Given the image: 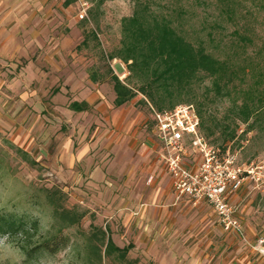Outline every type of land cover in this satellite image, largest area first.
Segmentation results:
<instances>
[{
  "label": "rangeland",
  "instance_id": "rangeland-1",
  "mask_svg": "<svg viewBox=\"0 0 264 264\" xmlns=\"http://www.w3.org/2000/svg\"><path fill=\"white\" fill-rule=\"evenodd\" d=\"M140 3L217 59L220 68L215 76L200 75L172 98L200 111L201 133L211 145L245 168L261 166L264 176V0H90L84 19L77 15L75 0H0V12L19 10L25 14L16 34L0 32V213L37 218L48 229L53 219L44 189L59 187L66 193V206L87 211L79 228L88 232L92 223L109 227L117 245H133L129 256L137 258L139 264H264V256L248 255L251 263L244 259L249 254L245 246L253 248L264 236V182L252 175L231 196L251 246L241 244L238 234L225 230L218 213L203 201L196 205L186 201L175 212L170 207L169 219L178 221L177 233L170 240L158 236L161 218L166 217L158 211L165 202L160 200L164 188L154 189L148 183L157 165L145 158L157 108L140 92L116 108L112 83L90 79L91 70H97L101 78L109 65L121 80L134 85L127 78V63L108 57L121 46L123 18L131 16ZM34 11L38 17L30 18ZM11 23L12 19L0 18V26L10 29ZM4 40L16 42V49L3 53L1 48L8 44ZM25 48L26 56L17 55ZM90 92L99 95L98 102L83 111L71 108L73 100L90 98ZM246 105L251 110L260 109L263 115L253 113L244 121L242 109ZM113 110L132 116V130H137L140 146L133 154L123 146L117 155L99 141L82 160L105 161L110 167L109 179L100 183L105 187L91 186L101 189L103 196L118 198L105 211L94 206L87 181L71 177L66 152L76 155L87 148L97 140L99 127L113 130L114 123L107 119ZM23 119L28 126L20 130ZM187 163L193 167L195 161L191 158ZM132 192L134 204L121 212L119 204ZM142 203H147L150 211L140 217ZM243 207L244 212L240 210ZM149 224L154 225L153 237L145 235ZM190 230L197 232L204 246L206 237L213 239L196 260L185 256L187 251L178 244L182 237H189ZM63 233L71 238L70 245L56 254L42 255L40 264H116L104 254L102 259L88 261L77 227ZM18 238L10 240L0 233V264H23ZM185 240L183 243L190 245V239Z\"/></svg>",
  "mask_w": 264,
  "mask_h": 264
},
{
  "label": "trees",
  "instance_id": "trees-1",
  "mask_svg": "<svg viewBox=\"0 0 264 264\" xmlns=\"http://www.w3.org/2000/svg\"><path fill=\"white\" fill-rule=\"evenodd\" d=\"M108 58H119L127 63V78L134 85L121 80L109 65L106 72L100 75L101 78L97 70H91L90 79L93 82L108 79L112 83L116 107L126 104L140 92L157 111L182 104L172 97L187 90L200 75L215 76L220 68L217 59L204 48L193 45L177 33L166 19L153 14L143 3L131 16L123 18L121 46ZM166 97H169V101H166ZM71 108L83 111L89 105L87 102L74 101ZM242 113L245 115L244 121H248L253 113L263 115L260 109L251 110L247 105ZM258 120L261 122V118ZM44 193L46 204L52 209L53 222L48 229L37 218L29 220L26 215L0 213V233L7 235L10 240L19 237L16 241L24 254L23 264H40L42 255H53L67 248L71 238L63 231L72 227H77L78 234L83 237L82 245L87 251L88 261H92L93 257L102 259L104 254L116 264H139L137 258L129 256L133 245H117L109 227L103 228L92 223L88 232L79 228L87 211L66 206V193L62 189L45 188ZM74 244L76 249L79 248L77 243Z\"/></svg>",
  "mask_w": 264,
  "mask_h": 264
},
{
  "label": "built area",
  "instance_id": "built-area-1",
  "mask_svg": "<svg viewBox=\"0 0 264 264\" xmlns=\"http://www.w3.org/2000/svg\"><path fill=\"white\" fill-rule=\"evenodd\" d=\"M75 2L78 17L84 19L88 15L90 0ZM200 126V115L193 104L153 111L152 133L165 170L172 177L175 201L187 197L194 205L207 202L220 216L225 230L245 239L243 226L236 216L238 207L231 196L248 175L264 182L261 166L245 168L238 164L235 158L211 145L201 133ZM191 158L195 161L193 167L187 163ZM252 247L264 254V239Z\"/></svg>",
  "mask_w": 264,
  "mask_h": 264
},
{
  "label": "crops",
  "instance_id": "crops-1",
  "mask_svg": "<svg viewBox=\"0 0 264 264\" xmlns=\"http://www.w3.org/2000/svg\"><path fill=\"white\" fill-rule=\"evenodd\" d=\"M67 4H69V2H67ZM22 15H23V12H21L19 10L18 11L12 10L11 12H0V18L12 19L11 28L9 29V27L5 26V25L0 26V32H6V31L10 30V32H6V33L7 34H16V30L20 29V27L23 25L21 19L25 16V14H24V16H22ZM32 17H34V18L38 17L36 11L30 13V18H32ZM23 28H24V26H23ZM3 42L8 43V44H5L3 46V48H1L3 50V53L11 52L14 49H16V47H17L16 42L14 44L9 40H4ZM26 50H27L26 48L24 49V51L21 50L20 52L22 55L21 54H17V55H20L21 57L26 56ZM31 63H33V62H31ZM75 77H76V75H75ZM76 79H77V77H76ZM76 79H74V80H76ZM86 79H88V78L86 77ZM83 99H86V100H83ZM98 99H99V95L97 93L90 92V98L89 97L86 98V96H83L82 99L78 98V100H73V101L87 102L89 104V106H91V105H93V103H96V101ZM102 106H103V104L102 105L100 104V107H102ZM116 108H118V107H116ZM107 119H108V121H110V123H114L115 128L113 130H109V129L103 130L102 128L99 127V128H97L96 133H95L97 136V140L94 141L92 144L88 145L87 148H82V149L78 150L76 155L74 153L70 154L69 152H66L68 154L69 164H71V166H72L71 177L77 182H80V180H86L87 181L86 182L87 187H89L91 189H92V187H93V189H94V187H98V188L100 186L102 188L105 187L104 183H102V184H100V183L109 179L108 173L110 172V167H109L108 163L105 161L99 162V161H96L94 159H91V162L89 161L88 163L82 161V160L87 159V155L90 152L91 147H93L95 144L97 145L99 143V141H102L101 143L103 144V146H102L103 148H105V149L106 148H113V150L117 153V155H119L123 146L125 149L129 150L130 154H133L136 151V148L140 146L139 138H137V137H139V136H137L138 132H137V130H132L134 128V124H132V121H131L132 116H130L129 114H127L123 110H113V111H111V115L108 116ZM20 121H21V123H20L19 129L20 130L26 129V126H28V125H27V122L25 121V119L20 120ZM152 128H153V124H152ZM152 128H151V137L148 138L147 144H145L146 148H148V147L150 148L149 152L147 153L145 158H148V161H153L154 164L157 165V170L154 172H151L149 174L148 183L151 184L154 187V189L158 188L161 190V188H164L163 192L161 193L160 200L164 199L165 202L161 205V210H158V211H162L163 212L162 215L163 216L165 215L166 217L161 218L160 223H161L162 231L158 232V236L159 237L163 236L164 238H166V240H170V236H172L174 233H177V230H178V221L176 219H169V217H171V214H168V212L170 211V207H173L172 212H175L176 210H178L179 207H182L186 203V201L188 203L190 201L187 197L182 198L178 202L175 201V197H174V193H173V189H172L173 180H172V177L170 175H168L167 172L165 171V164L162 161V159L160 158V148L157 145L156 141L154 140ZM79 164L83 168L78 167ZM83 182H81V184H83ZM93 189L90 192L92 197H93L92 201H94V206L95 207L98 206L100 208V210L106 211L110 207H113V205L117 202L118 198L114 199L112 196H109V197L103 196L102 192L99 191L101 189H98V190H93ZM119 199H120V196H119ZM156 200H158V196H157ZM203 202H205V201H203ZM133 204H134V193L132 192V193L127 194L126 199L124 200V202H121L119 204L118 209L121 212H124V209H131ZM142 204H144V203H142ZM142 204H140V205H142ZM204 204H206L207 206L212 208V206H210L207 202H205ZM140 205H139L140 217H142V216H145L147 214V212H149L150 210L148 209L147 203H145L143 207H141ZM240 210L244 212L245 209L243 207ZM213 211H214V209H213ZM237 217L239 220L242 219L241 213H237ZM239 217H241V218H239ZM191 226L192 225H190V227ZM148 227H149V232L146 233L145 235L146 236L150 235L149 237H151V236L153 237L154 225L149 224ZM189 233H190L189 234L190 238L188 236H185L187 238L182 237L181 240L178 241L179 242L178 244L180 246H183L182 247L183 250L187 251V253L185 252V256H187L188 258H191L193 260H196V259L200 258V256L208 249V247H209L210 243H212L213 239L206 237L207 245L204 246L202 244V240H198L197 232H192L190 230ZM233 234H235V233H233ZM235 235L238 236L237 234H235ZM191 237H194V238L191 239ZM185 239H188V240L190 239L188 241L190 243V245H185L187 243V241ZM261 239H264V236ZM153 240L154 239L152 238V241ZM240 240L242 241L241 244L246 242L247 244L250 245L251 240L247 236V233H246V238L244 239V238L240 237ZM184 241H186V243H183ZM245 248L248 250L249 254H247L246 258H244V259H247L248 255L251 257L259 256L260 258H262L264 256V255L258 253L257 251H255L253 248H250L247 245L245 246ZM241 249L242 248H240V250ZM240 258H242V257H240ZM251 259H254V258H251ZM250 261L251 260L249 259L247 263H251Z\"/></svg>",
  "mask_w": 264,
  "mask_h": 264
}]
</instances>
